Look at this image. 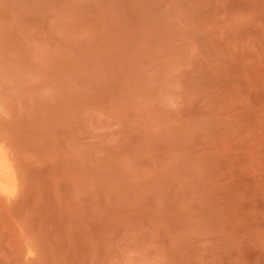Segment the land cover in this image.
<instances>
[{
  "label": "rangeland",
  "instance_id": "374dc122",
  "mask_svg": "<svg viewBox=\"0 0 264 264\" xmlns=\"http://www.w3.org/2000/svg\"><path fill=\"white\" fill-rule=\"evenodd\" d=\"M0 264H264V0H0Z\"/></svg>",
  "mask_w": 264,
  "mask_h": 264
},
{
  "label": "bare ground",
  "instance_id": "6f19581e",
  "mask_svg": "<svg viewBox=\"0 0 264 264\" xmlns=\"http://www.w3.org/2000/svg\"><path fill=\"white\" fill-rule=\"evenodd\" d=\"M17 190L16 172L9 155L2 145H0V192L11 196Z\"/></svg>",
  "mask_w": 264,
  "mask_h": 264
},
{
  "label": "snow or ice",
  "instance_id": "6c2138e0",
  "mask_svg": "<svg viewBox=\"0 0 264 264\" xmlns=\"http://www.w3.org/2000/svg\"><path fill=\"white\" fill-rule=\"evenodd\" d=\"M15 193H13L12 195H14Z\"/></svg>",
  "mask_w": 264,
  "mask_h": 264
}]
</instances>
